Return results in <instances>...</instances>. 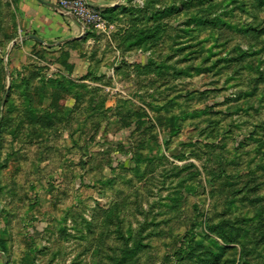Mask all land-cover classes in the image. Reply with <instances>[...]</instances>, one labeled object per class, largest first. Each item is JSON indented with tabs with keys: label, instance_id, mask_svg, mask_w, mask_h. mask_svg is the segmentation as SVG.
Here are the masks:
<instances>
[{
	"label": "rangeland",
	"instance_id": "1",
	"mask_svg": "<svg viewBox=\"0 0 264 264\" xmlns=\"http://www.w3.org/2000/svg\"><path fill=\"white\" fill-rule=\"evenodd\" d=\"M15 2L0 264H264V0H119L59 48Z\"/></svg>",
	"mask_w": 264,
	"mask_h": 264
},
{
	"label": "crops",
	"instance_id": "2",
	"mask_svg": "<svg viewBox=\"0 0 264 264\" xmlns=\"http://www.w3.org/2000/svg\"><path fill=\"white\" fill-rule=\"evenodd\" d=\"M118 1L85 0L89 7L95 9L115 6ZM14 6L19 18V31L24 36L35 35L43 40L41 43L32 38H25L20 40L23 43L59 48L63 43L80 40L84 35L85 26L75 17L64 15L54 0H16Z\"/></svg>",
	"mask_w": 264,
	"mask_h": 264
},
{
	"label": "built area",
	"instance_id": "3",
	"mask_svg": "<svg viewBox=\"0 0 264 264\" xmlns=\"http://www.w3.org/2000/svg\"><path fill=\"white\" fill-rule=\"evenodd\" d=\"M57 8L64 14L75 17L84 26L98 17V11L87 5L85 0H54Z\"/></svg>",
	"mask_w": 264,
	"mask_h": 264
},
{
	"label": "trees",
	"instance_id": "4",
	"mask_svg": "<svg viewBox=\"0 0 264 264\" xmlns=\"http://www.w3.org/2000/svg\"><path fill=\"white\" fill-rule=\"evenodd\" d=\"M103 10H113V8H107V9H103ZM78 40H71V42H77ZM70 42V41H69ZM64 44H68V42H65V43H63V45ZM43 97V96H42ZM176 119H177V116H170L169 118H168V121H169V123H170V125L172 126V128H171V130L172 131H174L176 128ZM0 251L2 252V253H5L6 251H7V245H6V238H5V236H4V232H0Z\"/></svg>",
	"mask_w": 264,
	"mask_h": 264
},
{
	"label": "water",
	"instance_id": "5",
	"mask_svg": "<svg viewBox=\"0 0 264 264\" xmlns=\"http://www.w3.org/2000/svg\"><path fill=\"white\" fill-rule=\"evenodd\" d=\"M53 5V4H52ZM25 38H32V39H35V40H38L39 42H43V40L39 39L38 37H36L35 35H27V36H20V37H17L14 39V41L11 43L13 44L14 42H17V41H20L22 39H25ZM7 94H8V89L6 90L5 94H4V97L2 99V103H1V109H0V116H1V112L3 110V106L5 104V101H6V97H7ZM3 264H6V260L4 258V262Z\"/></svg>",
	"mask_w": 264,
	"mask_h": 264
}]
</instances>
